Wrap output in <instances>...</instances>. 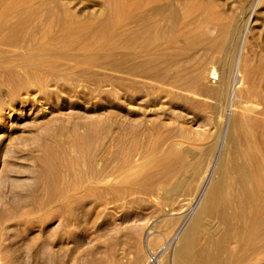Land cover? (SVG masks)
<instances>
[{
	"label": "rangeland",
	"instance_id": "rangeland-1",
	"mask_svg": "<svg viewBox=\"0 0 264 264\" xmlns=\"http://www.w3.org/2000/svg\"><path fill=\"white\" fill-rule=\"evenodd\" d=\"M10 1L0 0V264H174L195 212L186 214L197 193L194 166L222 157L240 108L236 99L223 105L137 69L124 35L144 25L135 16L153 19L135 50L152 54L174 40L184 49L181 63L207 52L233 59L244 46L253 81L264 84V0H189L197 5L188 12L175 0L180 13L171 6L156 15L130 8V0H117L115 15L110 0ZM202 3L228 24L224 54L182 35H202L208 25L218 34ZM213 65L219 77L208 87L223 74ZM174 181H184L179 191ZM209 238L204 230L199 246Z\"/></svg>",
	"mask_w": 264,
	"mask_h": 264
},
{
	"label": "bare ground",
	"instance_id": "bare-ground-1",
	"mask_svg": "<svg viewBox=\"0 0 264 264\" xmlns=\"http://www.w3.org/2000/svg\"><path fill=\"white\" fill-rule=\"evenodd\" d=\"M8 1L9 0H2V2L5 5H7ZM16 1H18V0H16ZM158 1H160V0H158ZM158 1L157 0H130L129 5H130V8H134L137 10H143V9H146V7H148V8L150 7V9H152L153 13H155V15H156L158 13H161L162 10H166L171 6H175V8L177 7L176 9H174L175 10L174 12L176 14L178 12L180 13L181 11H179V10H181V8H179V7L181 5L183 6V9L185 10V12L186 11L188 12L189 8H192V6L190 7V4H191L190 2H194V3L196 2V1H189V0L184 1V0H182V4L179 5L178 3H174L175 0H173V2H171L172 0H170L169 6L166 7L163 5L162 6L159 5ZM12 2H13V0H12ZM12 2H11V4L13 5ZM27 2L29 3V1H27ZM197 2H198V0H197ZM211 2H214V0ZM3 3H1V4H3ZM119 3H117V0H110L109 1V7H110L109 9L111 10L110 13L113 12L115 15L116 13L120 12V4ZM164 3H165V0H164ZM164 3H162V4H164ZM254 3H255V1H254ZM24 4H25V2H24ZM43 4H44V2H43ZM160 4H161V1H160ZM202 4H199L198 7L205 9V18H206V20H209V22H208L209 24L215 23V25L219 26L218 27L219 28L218 34H215L214 33L215 30L212 29L214 27V25H212L213 26L212 28H211V26L208 25V26H206V29H204L202 31V35L200 34L201 31L199 29L187 30L182 35L186 36V39H188L187 43H189V41H190L194 44L195 47L196 46L198 47L200 45H203V47L207 46L208 49H210L212 47L216 51L223 52V54H224L225 53L224 52V50H225L224 49V42L227 39L228 32H229V31L227 32L228 26L226 27V25H228V24L226 23V25H225L222 18H220L221 16H218L217 13L215 14V12L213 11L215 9V7H214V9L209 8V7L207 8L206 5H204V4L202 5ZM5 5H4V8H6V9L9 8V6L5 7ZM19 5H20V3H19ZM22 5H23V3L21 4V7H23ZM26 5H24V6H26ZM45 5L46 4H44V6ZM121 5H123V2ZM125 5H126V3H125ZM125 5H123V6H125ZM196 5H195V7H196ZM249 5H250V3H249ZM17 6H18V4H17ZM18 7H20V6H18ZM193 7H194V5H193ZM250 7L251 6H249L248 8H250ZM251 8H253V7H251ZM49 9L52 10V8H49ZM49 9H48V11H49ZM241 9H243V8H241ZM43 10L46 11V9H43ZM54 10H57V9H54ZM54 10H52V11H54ZM193 10H195V8ZM196 10H197V8H196ZM250 10L248 9L246 11L248 12ZM2 11H0V17L3 16ZM185 12H184V14H186ZM254 12H255V10H254ZM51 13H53V12H51ZM242 13H244V11ZM4 14H5V12H4ZM63 14H67V13H63ZM165 14H166V12H165ZM168 14H169V12H168ZM71 15H72V13H71ZM224 15L226 17V13L223 14V16ZM253 15H254V13H253ZM50 16H51V14H50ZM63 16H65V18H66V15H63ZM67 16H68V14H67ZM251 17H252V14H250V16L248 18V22H249V20H251ZM3 18H2V20H3ZM69 18H74V16L69 17ZM136 18H137V20L141 19L142 22H144V25L140 29H138L136 32L128 31V33H126L124 36L127 37L128 42H129V44L127 46V43H126L127 41H125L126 46H127V51H128V49L133 51L131 53V55L129 54L128 56H131L133 61L137 62V69H139L145 73L152 74L155 77H158V79H161L162 81L171 80L172 85L174 84V85H176L178 87H182L188 91H192V92L204 94V95L214 96L220 103H223V105L225 103L227 105V103L230 102L231 99H236V100H238L237 107L240 108L239 109L240 111L232 117L231 125H229L228 134H227V138H226L227 148L225 149V153L222 155V157L218 160V162H215L216 164L214 163V166H213V160L208 167L203 168V165L202 164L200 165V163H199V165L194 166L192 175L194 176V178L197 182V190H196L197 193H196L192 203L187 208L186 214L192 212L193 210L195 212H194L193 216L191 217L190 221L188 222V224L186 225V227L184 228L183 232L181 233V235L179 237L178 246H177L176 252L174 254V264H233L232 259L235 258L234 252H237L236 255H237V258H238V261L240 262V264H264V84H257L253 81L252 62L254 60L252 61V58L249 57V55L246 53L247 52L245 50L246 48L244 49V46H243L241 51L238 50V52L233 57V59L228 58L227 56H225L224 58L221 57L218 59L212 55L214 53L209 54L207 52L203 56L188 57V59H186L185 62L181 63L182 61H180L178 56L183 52L184 49L179 46L180 43L177 45L176 41H174V40L171 41L170 45H166L165 47H164L165 44H163L162 48L160 47L154 53L151 52L152 54H150V53L145 54L144 53V48H145L144 45H142L144 48L140 49V51L137 52L135 49L138 46L137 45L138 41L141 39L140 37L144 33L146 34L153 27L154 22L152 21L153 19L151 20L150 18H146V17L138 18V16L137 17L135 16L133 18V21L136 20ZM173 19H174V17H173ZM57 20H59V19H57ZM41 21L39 20V22H41ZM171 21L173 22L174 20H171ZM226 21H229L228 23H230V19L226 20ZM240 21H242V20L240 19ZM48 22L49 21H47V23ZM58 22L59 21H57V23ZM64 22H65V20H64ZM208 23H206V24H208ZM0 24H2V22H0ZM3 24H4V22H3ZM245 24H247V23L245 22ZM46 25L47 24L45 23V28L42 27V30L48 29V28H46L47 27ZM64 25H65V23H63V26ZM204 25H205V23H204ZM234 26H235V24H234ZM105 27H107V26H105ZM240 27H241V25H240ZM50 28H51V26H50ZM12 29H13V27H12ZM39 29H38V32L40 31ZM235 30H237V29H235ZM92 31H93V29H92ZM84 33H85V31H84ZM243 33H244V31H243ZM248 33H249V31H248ZM35 34H34V36H35ZM59 34H60V32H59ZM237 34L240 35V33H237ZM30 35H32V34L30 33ZM12 36H13V34H12ZM178 36H180V35H178ZM171 37H172V35H171ZM180 39H178V40H180ZM239 39H240V36H239ZM142 41L143 40L141 39V42ZM42 42H44V40ZM226 42H227V40H226ZM231 42H233V41H231ZM10 43H11V41H10ZM245 43H248V41ZM123 45H125L124 42H123ZM2 47H4V46H2ZM154 48H155V46H154ZM152 49H153V47H152ZM201 50H202V47H201ZM149 51H152V50H149ZM203 51H205V50L203 49ZM206 51H208V50H206ZM259 52H261V51H259ZM38 55L39 54H37V56ZM47 55H48V53H47ZM229 55L230 54L228 53V56ZM44 56H46V55L44 54ZM55 57H57V56H55ZM55 57L53 55L52 60H55L54 59ZM81 57L83 58L82 55H81ZM52 60L50 58L51 62H52ZM74 60H80V59L74 58ZM31 61H35L34 58ZM216 61H217V63L221 64L222 69L219 71H221L223 74L221 75V78H219L220 79L218 81L219 83L216 81L218 84V85L216 84L217 86H214V84H215V82H214L213 87H210L212 84L208 87V85L211 83V81L214 78L219 77L218 72H217L218 70H216V67L213 65L216 63ZM42 62H44V61H42ZM85 63H86V61H85ZM259 66H260V64H259ZM134 71L135 70H133V72ZM215 80H217V79H215ZM255 99H258V100L256 101ZM28 100H29V98H28ZM261 104H262V106H260ZM216 105L218 106V103H216ZM220 105H222V104H219V106ZM259 106H260V108L257 109V107H259ZM208 163H209V161H208ZM165 173H170V168L167 165H165L164 169H163V174H165ZM188 175H190V174H188ZM186 178H185V183L187 182ZM183 182L182 181H178V182L174 181L175 185H174L173 189H176L177 191H179V189L183 187ZM172 187H173V185H172ZM172 187L170 189H172ZM176 190L174 192H176ZM169 193L171 194V197H172V195H174V193L172 194V192H169ZM185 222L183 221V224L181 225V227L185 225ZM204 230H208L210 238H209V241L207 244L199 246V240H200L199 238H200L201 233ZM232 244L235 245L234 251L231 247ZM224 256H226V259L223 258Z\"/></svg>",
	"mask_w": 264,
	"mask_h": 264
}]
</instances>
